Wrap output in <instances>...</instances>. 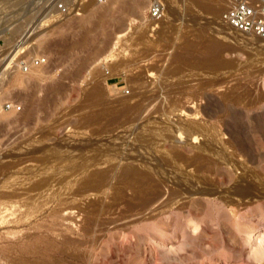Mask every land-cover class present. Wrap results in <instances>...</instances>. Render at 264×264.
<instances>
[{
	"label": "rangeland",
	"instance_id": "rangeland-1",
	"mask_svg": "<svg viewBox=\"0 0 264 264\" xmlns=\"http://www.w3.org/2000/svg\"><path fill=\"white\" fill-rule=\"evenodd\" d=\"M47 1L51 0H0V157L25 150L6 157L17 163L7 167L0 163V212L6 216L4 227H0V264H264V258L255 252L264 243L256 237L248 240L253 226L264 231V203H254L249 211L242 209L238 229L233 217H224L226 210L221 205L212 206L206 199L195 198L180 209L165 190L152 196L149 189L152 200H145L140 197L149 195L148 191L128 187L122 198L128 203L120 198L109 215H94L92 210L100 204L86 207L88 200L76 202L70 193L101 183L95 178L82 180L89 172L81 176L79 170L74 171L72 164L80 159L73 161L66 152H56L60 155L55 156L50 151L69 141L88 149L97 141L109 145L124 138L126 146H137L143 155V148L148 147L147 156L151 154L149 159L156 160L154 157L160 156L157 149L140 142L138 135L147 129L153 132L147 130L146 134L157 133L148 127L151 121L168 122L170 128L172 122H180L177 129L173 123L175 128L167 136L172 138L171 145H176L175 137L231 140L228 150L235 151L248 169L264 178V38L219 24L225 0H207L217 9L215 14L197 5L196 0H166V16L152 34L146 19L151 0H109L105 4L88 0L79 15L46 21L48 14L40 21L47 14ZM130 2L136 4L134 11L122 6ZM34 27L28 46H21L23 50L17 53L15 44L27 28L31 31ZM123 30L127 35L117 38ZM188 41L194 45H187ZM216 55L215 65H202L205 58ZM21 56H47L48 63L24 72L15 61ZM138 76L151 81H147V94L146 90L137 94L132 80ZM178 82L183 85H175ZM92 86L99 87L102 97L90 104L86 98ZM120 97L131 98V106L111 123L108 114L121 107ZM7 102L12 103L11 109L5 108ZM152 103L156 104L155 113ZM157 103L158 107L163 104L161 108L157 109ZM182 110L195 112V117H176ZM188 121L197 126L186 128ZM200 128L207 133L202 134ZM39 142L45 145L44 150L31 151ZM185 151L194 153L190 146H185ZM253 157L257 158L255 164ZM21 158L26 160L21 163ZM170 167L176 176V166ZM236 174L221 164L214 177L226 189L234 184ZM101 190L108 196L104 205L118 197L117 185L111 181L103 183ZM77 204L85 206L83 223L88 216L108 225L115 219L124 221L88 235L69 233L74 242L67 243L63 241L65 232L55 233L65 231L67 224L61 216L75 210ZM11 205L13 210L3 209ZM54 209L56 215L50 216ZM52 227L55 229L49 230Z\"/></svg>",
	"mask_w": 264,
	"mask_h": 264
},
{
	"label": "bare ground",
	"instance_id": "bare-ground-1",
	"mask_svg": "<svg viewBox=\"0 0 264 264\" xmlns=\"http://www.w3.org/2000/svg\"><path fill=\"white\" fill-rule=\"evenodd\" d=\"M114 1H117V0H114ZM225 2H227V0H225ZM91 3L96 4V1L92 0ZM166 3H167V1H166ZM217 3H219V2L217 1ZM92 4H89L88 6H86V9H88V7ZM122 4H124L122 6H126L127 8H129L132 11H134L136 8V4L134 5L132 2L122 3ZM196 4L201 6V7L210 8L209 11L214 13V14L217 12V9L214 7V5L209 4L207 0H196ZM47 15L48 14L44 15L40 19V21L42 19H44L45 17H47ZM150 21H148V22L151 24ZM163 22H168V21L164 20ZM159 25H160V23H159ZM159 25H158V27H159ZM36 27H39V26L37 25ZM27 29L25 30V33L21 36V39L19 41H17V43L15 44V50L17 49L16 50L17 53H18V51H20V49L23 50L22 47L25 48L26 46H28V45H26V43L29 41L27 39L29 30L27 31ZM150 30H151V25L149 26V31ZM126 35H127L126 31L123 30L122 32L119 33L117 38L121 39V38L125 37ZM187 45H194V44H193V42L188 41ZM13 53L11 52V54H13ZM11 54H9V55H11ZM177 54H176V56H178ZM15 55H16V53H15ZM179 55H180V53H179ZM218 56L219 55H216L214 57L205 58L204 61L202 62V65H204V67L215 65L217 63ZM123 61L124 60H120V63ZM118 62H119V60H118ZM120 63H119V65H121ZM129 63L127 66H129ZM125 68H123V70H125ZM131 70H129V71L132 73ZM124 72H125V75H128L127 74L128 70H125ZM36 74L39 75L40 72L36 71ZM182 76H183V74H182ZM144 77H146V76L144 75ZM132 78H131V80H132ZM147 78H148V76H147ZM132 81L135 84H137L136 85V88L138 89L137 94H140L141 92L146 90V88H148L147 86H149V84L147 85V83L151 82L150 80L148 81V79H145V81H143L141 76L135 77ZM181 82H178L175 85H178V86L183 85ZM16 83H20V80L17 79ZM135 84H132V86ZM149 90H146L145 94H147V91H149ZM143 94H144V92H143ZM101 95L102 94H101L99 87L98 86H92L90 92L87 94L86 101L89 102L90 104H93L95 102L97 103V101L99 102L101 100V97H102ZM146 96H148V95H146ZM131 98H133V96H131ZM131 98L125 97V98L119 99L121 107L118 108V110H115L113 112L111 111V113H109V114L106 113L109 115L108 119L110 120V122L111 121L114 122L116 119L120 118V115L122 113H125L127 105H128V107L131 106V104L129 105L130 102L128 103V101ZM161 98H163V97H161ZM187 98H189V96ZM197 98H199V97H197ZM178 99L181 100L182 98L181 97L176 98V100H178ZM151 100L149 101L148 104H150ZM157 100L159 101L158 98H157ZM132 102H133V100H132ZM146 102H147V100H146ZM191 102L192 101H190V103ZM98 104H100V103H98ZM143 105H145V104H143ZM153 105L154 104L152 103V105H151L152 108H153ZM162 105H160L159 107L161 108ZM166 105H167V103H166ZM94 106H96V104ZM148 106H150V105H148ZM154 106L156 107V104ZM159 107H158V103H157V109ZM105 112H107V111H105ZM152 112H154V113L156 112L155 108H153ZM158 112L160 113V111L157 110V113ZM151 113H150V115H151ZM194 113L182 110V111H179L178 113H176V117L181 118L183 115H187L186 117L191 120L195 117ZM166 115H168V114H166ZM196 115H198V114H196ZM99 116L100 115H98V113H97L96 117L99 118ZM164 117H166V116H164ZM146 118H148V116ZM152 119L153 118L151 117V120ZM156 122H158V121L157 120L154 122L151 121L149 124L146 122V124H148V127L154 128L157 131V133L154 132V134H151V133L147 132L149 134L148 135V134H146V131L148 130L147 129L145 132H141L138 135L139 138L137 137V139L140 142L142 141L145 144H148V146L155 147L157 149V151L159 152L157 155H160L162 157L161 159H158L160 156L159 157L153 156L155 159L157 158L156 160L149 159L150 156L152 157V155L151 154L149 155V153H151V152H149L148 153L149 156H147V152L149 151L148 147H144V148L142 147L144 150V152H142V153L146 152V154H144V155L140 153L141 150L139 148H137V146L134 149H133V147L131 149L129 146H126V140L124 138H122V139L120 138L121 140L119 139L118 143L113 142V143H110L109 145L106 144L107 142H105V145H104V142L98 143V141H97L96 144L93 143L94 144L93 148L89 146V145H91V143H90L91 141L89 140L90 142L89 141H87V142H89L90 144L89 145L87 144V145L89 146V148H92V150H90L89 148H88L89 149L88 150L85 148L86 145H83L82 143H80V144L75 143L74 141H73L74 143H71V141H69L70 143H68V142L65 143V141H64L65 144L60 143L58 145L56 144L57 146L55 145L56 147H54V148L51 147L52 149L50 151H52V153H55L54 154L55 156L60 155V154L56 155V152L62 151L64 153L65 152L68 153L69 156L72 157L71 159H73V161L79 160V159L81 160L79 163L72 164L73 168H75L74 171L79 170L80 174L79 173L78 174L81 176L84 175V173H86V172H89V174L87 175L86 178H85V176L83 178L80 176L79 177L77 176L78 180L81 178H82V180H85L88 178H93V179L95 178L98 181V183H101L100 185L97 184V186L94 185L95 187L91 186V187H93V188L90 187L91 189H88V187L85 189L78 188L74 192L70 193V198H72L76 202L81 201V200H88L86 207L87 206H96V205L100 204L99 208L92 210V213L94 215H100V214L111 213L113 210V206H115L119 202V199L121 198V200H122V198L126 197V189L128 187H134L135 189L146 190V191L151 189L152 190V192H151L152 196H154L155 193L158 195L159 192H162L161 190H165L166 192H168V194L171 195V197H172L171 199H173V198L176 199V203L180 204V206H181L180 209H185L187 207V205L190 203V201L195 199V198L206 199V201L209 204H211L212 206L213 205L214 206L221 205L219 207L224 208L226 210V213L223 214L224 217H226L227 215L230 216L231 218L233 217V219L236 221L237 228L240 229L241 219H243V214L241 212L242 209L248 208V211H249L251 205H253L254 203H264V178L259 176L260 174H258V172L256 173L255 171H253L252 167H250V168H252V170L248 169L249 166H247L246 163L241 158L238 157V154L235 151L228 150L229 145H233V141L224 140L223 138H220V137H175L176 138L175 141H173L174 138L172 141L176 142V145H171V144H173V143H170L172 138L167 137V136H169L172 133L171 128L173 126H175L176 124L174 122H172L171 125H173V126H171V128H170V127H168V125H167L168 122H166V121H164L166 123H162L161 121H160V123L159 122L156 123ZM188 122H189L188 123L189 126L186 125L187 126L186 128L197 126L195 124V121H188ZM181 124L182 123L179 122V124L176 125V129L178 128L177 126H179ZM145 126H147V125H145ZM173 128H175V127H173ZM200 130L202 131V134L207 133V129L200 128ZM148 131H152V130H148ZM161 136H163V137H161ZM175 136H177V135H175ZM146 137H150V138H146ZM66 140H68V139H66ZM61 142H62V140H61ZM110 142H111V140H110ZM136 143H134V144H136ZM32 144H33V142H32ZM32 144L31 145L29 144L28 146H32ZM34 144H35V142H34ZM145 144H144V146H145ZM25 145H27V143ZM44 146L42 143L39 142L38 145H34V147L30 150L31 151L32 150L37 151V150H42V149L44 150V148H45ZM185 146H190L192 149H194V153L188 154L185 151ZM125 150H127V152ZM150 150H152V149L150 148ZM23 151H25V150H22V149L14 150V151H11L6 156L0 157V163H2L1 165H4L5 167H7V166L13 165L14 163H17V160H15L16 162H14L13 159H6V157L7 156L9 157L11 155L22 154ZM27 151L28 150H26V152ZM41 154H42V152H41ZM54 155H53V157H55ZM61 155H63V153ZM154 155H156V154H154ZM53 157H50V158L53 159ZM61 157L63 158V156H61ZM39 158H40V156H39ZM44 158H49V157H44ZM44 158H42V159H44ZM17 159H19V158H17ZM23 159L24 158H21L19 161L22 163ZM63 159H65V158H63ZM25 160L26 159H24V161ZM33 160H35V159H33ZM256 160H257V158H255V157L251 158V162L253 164H255L257 162ZM221 164L230 166L231 169L233 168L237 173L236 178H235V182H234V184L232 183V185H231L232 187L230 186V188L225 189V188L220 187L218 185V183H219L218 178L214 177L216 168L218 167V165H221ZM171 165L173 167L176 166V176L171 171L168 170V167H170ZM16 166H17V164H16ZM42 168H43V166H42ZM90 168H93V169L89 170ZM21 172H23V171H21ZM29 173H31V172H29ZM108 181H111L117 185L119 193H118V197L114 198L113 203H110V204L106 203L107 205L106 204L104 205L103 202L106 200V198L108 196L105 192H103L101 190V187H102L103 183H105V182L108 183ZM113 188L116 189V187H113ZM90 190L93 191V193H89ZM148 192H149V195H148V193H146L143 197H140V198H144L145 200L146 199L149 200L151 194H150V191H148ZM134 194H135V192H134ZM163 194H165V193H161L159 195H163ZM1 195H5V194L1 193ZM114 195H116V194H114ZM129 196H132V195H129ZM152 196H151V198H152ZM144 199H142V200H144ZM122 201H124V200H122ZM125 203H128V202L124 201V204ZM144 205H146V204H144ZM227 206H230L231 209H228ZM14 207H15L14 205H11L9 207L6 206L3 209H6V211H10V210H13ZM127 207H129V206H127ZM75 208H76L75 210L74 209H71L70 211L68 210L66 213L63 214V216H61L62 220L65 221L67 224V227L64 229L65 231L62 230V231L57 232L55 230L56 231L55 234L58 233L60 235V232H65L67 234V235H64V237H63V241H65L67 243H73L74 242L73 238L70 237V235H68L69 233H71V234L76 233V234H79L80 236L88 235L91 232L103 230L105 228V226H106V229L110 228L112 225L115 226V225H117V223L119 221V220L117 221L116 219L109 221L110 224L108 225L104 221L98 222V220H96L95 218L88 216L87 221L85 223H83V211H84L85 206L83 207L81 204H77L75 206ZM252 210H253V208H252ZM245 212L243 211V213H245ZM0 213H1L0 225H3L0 227L2 228V227H4V223L6 222V219H5L6 216L2 215V211ZM56 213H57V211L55 209L53 211L51 210L50 216L56 215ZM227 220H229V219H227ZM123 221H121V222H123ZM261 222H264V221H261ZM54 229L55 228L52 227L49 230H54ZM7 233H11V231H7ZM250 233H251V235L249 236L248 240H252L256 237L257 240L260 241V243L261 242L264 243V231L260 232V230H258L257 226H253V228L250 230ZM0 234L2 235L1 232H0ZM76 241H78V240H75V242ZM255 252L260 255L261 259L264 258V244H263V247L261 249H258V250L256 249ZM242 259H243V257H242ZM100 261H102V260H100Z\"/></svg>",
	"mask_w": 264,
	"mask_h": 264
},
{
	"label": "built area",
	"instance_id": "built-area-1",
	"mask_svg": "<svg viewBox=\"0 0 264 264\" xmlns=\"http://www.w3.org/2000/svg\"><path fill=\"white\" fill-rule=\"evenodd\" d=\"M98 4H105L109 0H95ZM88 0H51L47 1L44 11L50 15L47 20L59 21L69 15H79ZM166 0H151L147 8L146 18L151 22V34L156 31L161 21L166 16ZM218 23L229 29L249 35L264 38V0H227V6L220 13ZM48 25V24H47ZM34 27L28 32L29 39L33 35ZM18 65L24 72L30 71L35 66L48 63L47 56L19 57ZM16 62V63H17ZM6 109L12 108V103L5 104Z\"/></svg>",
	"mask_w": 264,
	"mask_h": 264
}]
</instances>
